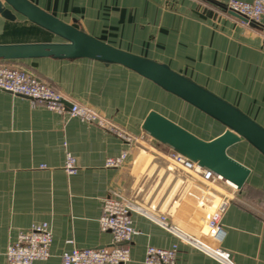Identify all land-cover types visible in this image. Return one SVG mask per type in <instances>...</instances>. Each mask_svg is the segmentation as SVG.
I'll return each instance as SVG.
<instances>
[{
    "label": "crops",
    "instance_id": "0c3cea01",
    "mask_svg": "<svg viewBox=\"0 0 264 264\" xmlns=\"http://www.w3.org/2000/svg\"><path fill=\"white\" fill-rule=\"evenodd\" d=\"M31 1L107 43L169 64L264 126V15L258 26L247 23L228 9L229 0ZM58 41L22 16L9 20L0 14V44ZM6 62L96 111L117 131L0 88V264H9L7 248L20 232L43 222L53 232L51 256L32 264H64L62 255L73 246H113L112 233L100 226L104 199L111 194L124 196L145 212L165 215L186 237L227 251L234 264H264V185L257 183L258 169L231 152L236 146L229 149L251 169L245 187L257 191L256 202L246 188L225 195L221 184L174 168L170 148L143 128L153 111L180 125L156 106L157 95L174 97L205 114L122 65L90 58ZM224 131L210 138L190 132L209 141ZM250 147L264 166V157ZM68 152L79 166L73 174L65 169ZM124 152L128 156L123 166H106L108 158ZM225 198L229 203L218 222L225 234L219 241L208 222ZM131 218L138 233L127 244L131 260L123 264H146L148 246L174 245L175 264H223L144 213L133 212Z\"/></svg>",
    "mask_w": 264,
    "mask_h": 264
},
{
    "label": "water",
    "instance_id": "95a60500",
    "mask_svg": "<svg viewBox=\"0 0 264 264\" xmlns=\"http://www.w3.org/2000/svg\"><path fill=\"white\" fill-rule=\"evenodd\" d=\"M0 14L9 20L22 16L60 39L50 43L0 44V61L45 57L67 60L90 58L107 65H122L149 79L225 128L222 134L208 141L153 111L147 117L143 128L154 139L221 175L225 180L235 183L239 188L247 182L251 169L232 157L229 149L245 141L264 157V126L259 121L234 103L176 71L169 64L107 43L74 24L61 20L31 0H0ZM250 23L259 25L257 22Z\"/></svg>",
    "mask_w": 264,
    "mask_h": 264
},
{
    "label": "built area",
    "instance_id": "2783aa9c",
    "mask_svg": "<svg viewBox=\"0 0 264 264\" xmlns=\"http://www.w3.org/2000/svg\"><path fill=\"white\" fill-rule=\"evenodd\" d=\"M217 1V0H213ZM227 7L229 10L237 13L247 23L261 21L264 15V0H229ZM0 88L9 91L15 95L24 96L31 99L34 103L43 104L47 108L60 114L69 112L71 116L95 123L101 127L117 131V128L109 121L91 108L77 102L68 100L62 93L52 85L39 78L23 67H18L0 61ZM70 106L68 107V102ZM123 135L122 133H120ZM124 136V135H123ZM131 141L130 136L126 135ZM128 154L122 153L117 157H110L106 161V166L110 168H119L123 166ZM169 157L176 165L183 166L189 170L195 169L203 175V178L215 182L216 180H225L221 175L197 165L186 156L171 151ZM79 166L76 157L67 153L65 169L68 173H76ZM229 203V199H223L218 209L210 218V228L217 240H222L225 234L224 229L219 225L220 214ZM133 212L144 213L155 223L163 228L177 234L181 240L192 243L195 246L209 252L218 261L223 264H234L230 254L221 249H212L202 242L186 237L180 230L171 225L165 215L157 216L142 210L134 202L120 194H111L104 199L103 214L100 218L102 230L109 231L114 237V245L104 248H79L73 246L71 250L62 255L64 264H123L131 260L130 248L127 246L134 236L138 233L134 227L131 215ZM53 242V232L47 222L34 225L30 230L20 232L16 242L11 244L6 251V258L9 264H32L37 260H46L51 256V245ZM126 242V244H122ZM70 243H73L70 241ZM177 246L171 248H161L148 246L146 250V264H175Z\"/></svg>",
    "mask_w": 264,
    "mask_h": 264
},
{
    "label": "rangeland",
    "instance_id": "374dc122",
    "mask_svg": "<svg viewBox=\"0 0 264 264\" xmlns=\"http://www.w3.org/2000/svg\"><path fill=\"white\" fill-rule=\"evenodd\" d=\"M156 106L159 109L163 110L169 117H171L175 121L179 122L180 125L186 127L187 129H189L190 131H193L194 133L200 135L201 137L210 138L213 135H215L217 132H222L225 130L222 126L218 125L217 123H215L214 121H212L211 119L206 117L205 115H202L198 111L194 110L192 107L186 105L185 103H183L182 101H180L174 97H168L166 95H164V96H158L157 95ZM156 142H159V141L156 140ZM164 145H166V144H164ZM166 146H168V145H166ZM234 146H236V147L232 148L231 152L233 154L237 155V157L239 159H241L244 163H248L249 165H252L256 170L258 169L259 176H257V183L259 185H264V174L262 175L260 173L261 171H259L261 169L264 170V166L260 163L257 153L254 152L251 149V147L245 142H239ZM169 148L171 151L173 150L171 147H169ZM173 151H175V150H173ZM169 159H170V157H169ZM189 160H191V159H189ZM191 161H193V160H191ZM170 162L174 168L181 169L182 171H184L187 174H190L192 176L200 177L201 179H203L204 181H206L208 183L211 182L209 180L204 179L203 175L198 173L197 171H195V169L189 170L187 168H184L183 166H179V165L177 166L176 163H174V161H172L171 159H170ZM193 162L196 163L197 165H200L196 161H193ZM211 183L217 184V185L221 184V186H219V187H223L225 192L224 191H222V192H224L225 195H228V196H232L233 190L243 191L246 188L247 195H249V197H250L249 199L252 200L254 203L256 202L254 195H255V193H257V191H255V189L254 190L250 189V191H247L249 189H248V187H245V185L241 188L233 187V186L229 185L224 180H216L215 182L212 181ZM222 183L227 184V186H229L230 188L229 187L227 188L226 185H223ZM209 222H210V220H209Z\"/></svg>",
    "mask_w": 264,
    "mask_h": 264
},
{
    "label": "bare ground",
    "instance_id": "6f19581e",
    "mask_svg": "<svg viewBox=\"0 0 264 264\" xmlns=\"http://www.w3.org/2000/svg\"><path fill=\"white\" fill-rule=\"evenodd\" d=\"M228 184L233 186V187H237V185L235 183L231 182V181H228ZM232 184H234V185H232Z\"/></svg>",
    "mask_w": 264,
    "mask_h": 264
}]
</instances>
